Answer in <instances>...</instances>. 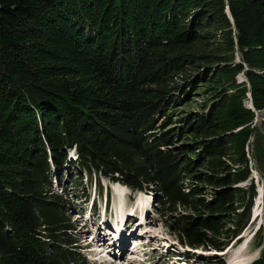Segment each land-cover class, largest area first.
I'll return each mask as SVG.
<instances>
[{"label": "trees", "instance_id": "trees-1", "mask_svg": "<svg viewBox=\"0 0 264 264\" xmlns=\"http://www.w3.org/2000/svg\"><path fill=\"white\" fill-rule=\"evenodd\" d=\"M203 84L174 124L172 91ZM254 110L264 0H0V264H88L65 189L50 191L68 162L82 194V171L99 191L98 176L148 191L162 210L186 208L180 242L223 250L249 217L250 162L264 178ZM256 244L247 264H264Z\"/></svg>", "mask_w": 264, "mask_h": 264}, {"label": "rangeland", "instance_id": "rangeland-1", "mask_svg": "<svg viewBox=\"0 0 264 264\" xmlns=\"http://www.w3.org/2000/svg\"><path fill=\"white\" fill-rule=\"evenodd\" d=\"M227 14L229 15L227 9ZM235 60L238 59V54L234 52ZM243 74L238 72L236 74V79H243ZM174 83L180 84L184 82V79L177 75L172 79ZM198 84V82H196ZM210 84H203L195 88H189L190 91L188 95L184 98L181 91L174 89V96L178 98H183L182 100L177 99L174 106L170 107L173 112L174 124H178L177 117H184L188 111L197 110L202 101L205 98V94L208 95L210 90L206 87ZM188 89V85H185ZM208 90V91H207ZM249 95L244 99L245 105L251 107ZM186 99L189 101L185 102ZM251 109H253L251 107ZM264 118V113L261 110H254L252 123H258L260 119ZM68 161V160H67ZM251 163L250 177L255 185V195L252 198V204L249 211V217L245 226L240 230L243 236L237 239L235 243L232 244V240L223 250H215L212 247H189L178 240V237L172 232L174 224L173 220L183 212H186V208L175 207V210H162V206L159 203L151 202L149 203V198L140 191L132 190L124 184H114L112 180L107 179L103 176H99V186L98 190L97 184L94 186L93 176L91 174V185L87 189L88 175L82 171V178L79 180L84 186L83 194L77 190L76 186L78 179L75 177L76 174L73 168L69 167V162L65 164L64 170H60L62 173L61 178L53 177L51 178L50 191L54 193H59V188L65 189V206L67 209V214L71 223L74 225V232L77 236V244L82 245L88 237L86 233L88 231H96L97 226H101L100 232L103 230V226L106 223H101L100 211L102 208V203L104 200V192L106 189L107 196L112 201L124 200V205L129 206L132 204L131 208L136 209L133 216L130 218L129 223L125 226L124 236L128 237L130 228H132L136 235H132L127 238L125 242L127 249L125 252H120L119 245H114L113 254L108 252L105 254L107 257V263L103 264H247L251 259L257 256L259 252V244L264 239V188H263V176L254 168ZM250 166V165H249ZM75 181H74V180ZM71 183V184H70ZM242 181L240 184H244ZM127 194L136 196V201L131 203V200L125 198ZM209 191L206 190L204 193V198H208ZM85 197V198H84ZM90 206V215L87 218V207ZM134 206V207H133ZM136 207V208H135ZM111 206H107V211L105 214V219L114 218L115 211L110 209ZM128 208V207H127ZM77 209V210H76ZM78 211V212H77ZM139 211H142L145 215L142 223H139L138 215ZM135 215V216H134ZM77 218V219H76ZM252 218V219H251ZM260 222L261 230L259 229L254 233V235L249 239V234L253 230L254 226ZM93 224V225H92ZM79 238V239H78ZM120 237H118L119 239ZM137 243L134 249H131L129 244H132L131 239ZM115 239V238H114ZM136 251V252H133ZM85 256L84 249L80 250ZM129 251L128 259L127 252ZM81 252V253H82ZM131 252V253H130ZM101 255H96L89 253V257H100ZM87 259V257L85 256ZM89 264H96L94 262H88Z\"/></svg>", "mask_w": 264, "mask_h": 264}, {"label": "bare ground", "instance_id": "bare-ground-1", "mask_svg": "<svg viewBox=\"0 0 264 264\" xmlns=\"http://www.w3.org/2000/svg\"><path fill=\"white\" fill-rule=\"evenodd\" d=\"M152 202H154L153 200H152ZM131 207V206H130ZM136 208V207H135ZM127 209H129V208H127ZM137 210H138V206H137V208H136ZM135 209V210H136ZM120 212L122 213V211L120 210ZM142 212V211H141ZM120 213V214H121ZM136 213V212H135ZM127 219H125V221H124V223H123V226H125V224L127 225V223H129V220H130V218L132 217V214H131V212H128V214H127ZM145 218V217H144ZM105 220L106 219H104L103 218V220L101 221V223L103 224L104 222H105ZM100 228H101V226H97V229H96V231L95 232H93V235H94V237L96 236V237H102V235L101 234H99V232H100ZM129 236L128 237H125L124 236V234H121V236H120V239H119V242H117L118 241V238H116V239H113V241H112V243H111V245L110 246H108L109 247V250L107 251H105V254L106 253H108V252H111V250H112V254H113V247H114V243H119V249H120V252L119 253H121V252H125V250L127 249V245L125 244V242L127 241V238H130L132 235H136V232L132 229V228H130V232H129V234H128ZM131 240H136V238H132ZM133 252H136V251H134L133 250ZM99 253V252H98ZM131 253V252H130ZM128 259H131V258H128Z\"/></svg>", "mask_w": 264, "mask_h": 264}]
</instances>
